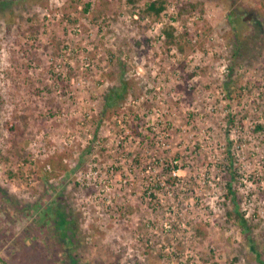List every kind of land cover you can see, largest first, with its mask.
<instances>
[{
  "label": "rangeland",
  "instance_id": "1",
  "mask_svg": "<svg viewBox=\"0 0 264 264\" xmlns=\"http://www.w3.org/2000/svg\"><path fill=\"white\" fill-rule=\"evenodd\" d=\"M166 1L0 0V264H264V0Z\"/></svg>",
  "mask_w": 264,
  "mask_h": 264
},
{
  "label": "trees",
  "instance_id": "2",
  "mask_svg": "<svg viewBox=\"0 0 264 264\" xmlns=\"http://www.w3.org/2000/svg\"><path fill=\"white\" fill-rule=\"evenodd\" d=\"M127 3L131 6H138V5H144V11L143 13L146 14L147 16L151 17V18H156L159 19L162 14L167 10V1L166 0H126ZM89 8V5L87 6ZM163 34L166 40V44L169 46H176V47H180L177 41V36H176V28L173 25H166L163 28ZM180 51H183V47L179 48ZM123 89V87H122ZM226 89H230L229 87ZM124 90V89H123ZM116 93H119L116 92ZM117 97V94L111 95L110 97H108V104H107V108L110 107V102H111V98L113 96ZM119 98H122L121 95H119ZM113 99V98H112ZM230 193L232 195H234V193L232 192V189H230ZM235 197V195H234ZM235 199V198H234ZM237 209V207H236ZM232 215V214H231ZM60 220L62 221V224L67 223V221L65 220V217L63 215H59ZM239 226L242 229L243 233L245 235H248V237H250L249 233L250 231L248 230V221L244 218V216H239ZM64 237L66 239L69 240V232L72 230L70 224L68 223V226L65 228L64 227ZM71 239V237H70Z\"/></svg>",
  "mask_w": 264,
  "mask_h": 264
},
{
  "label": "built area",
  "instance_id": "3",
  "mask_svg": "<svg viewBox=\"0 0 264 264\" xmlns=\"http://www.w3.org/2000/svg\"><path fill=\"white\" fill-rule=\"evenodd\" d=\"M175 175H177V173L175 172Z\"/></svg>",
  "mask_w": 264,
  "mask_h": 264
}]
</instances>
